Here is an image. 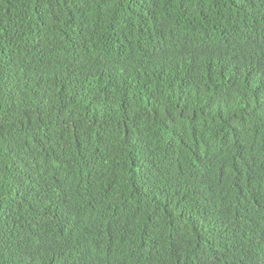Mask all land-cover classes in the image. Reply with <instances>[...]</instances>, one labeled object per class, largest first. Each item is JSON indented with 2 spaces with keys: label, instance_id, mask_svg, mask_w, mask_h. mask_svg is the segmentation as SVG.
<instances>
[{
  "label": "trees",
  "instance_id": "16d2710c",
  "mask_svg": "<svg viewBox=\"0 0 264 264\" xmlns=\"http://www.w3.org/2000/svg\"><path fill=\"white\" fill-rule=\"evenodd\" d=\"M0 264H264V0H0Z\"/></svg>",
  "mask_w": 264,
  "mask_h": 264
}]
</instances>
